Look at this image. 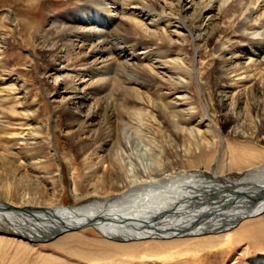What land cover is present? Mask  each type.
Returning a JSON list of instances; mask_svg holds the SVG:
<instances>
[{
	"label": "rangeland",
	"instance_id": "obj_1",
	"mask_svg": "<svg viewBox=\"0 0 264 264\" xmlns=\"http://www.w3.org/2000/svg\"><path fill=\"white\" fill-rule=\"evenodd\" d=\"M5 1L0 0V193L4 187H10L18 196L27 192V196L40 201L58 200L59 205L73 206V185L90 190L99 176L107 180L106 185L110 187V158L115 156L129 175L137 169L166 164L164 156L167 153L172 155L177 166L194 162L190 154L196 151V145L181 142L177 128L157 104L159 92L156 85L171 75L174 79L173 70L158 66L157 74L145 88L126 84V77L120 76L119 82L126 88L115 81L110 88L94 95V100L102 99V106L92 120L94 133L88 131L75 113H83L87 105L80 109L67 106L66 98L80 95L83 87L87 93L91 92L89 80L94 76L88 75L85 69H78V62L89 64L95 58L87 57L89 44L81 35L68 38L71 40L67 50L62 41L54 39L60 33L57 30L66 24L64 13L83 1L45 0L32 10L25 9L19 0L11 2L12 5L16 3L14 8L4 6ZM159 1L161 5L176 8L175 0ZM188 1L180 0L179 15L189 20L196 10ZM6 10H10L9 15L17 23L15 27L5 21ZM214 14L215 10L203 12L199 29H194L191 34L184 30L180 33L189 35L192 40L186 46L189 63L192 60L197 63L200 76L192 74L179 85L181 90H188L186 98L181 90L171 87L165 92L186 117L204 119L201 134L214 144L207 151L205 144L199 143L200 150L205 155L207 152L224 155L226 147L243 143L256 125L264 123V85L260 86L259 79L250 76V69L246 67L250 63L248 58L256 57L251 50L236 43L222 58H213L209 48H205L203 38L219 22L213 19ZM95 16L101 19L97 14ZM65 32H69L68 29ZM53 39L54 43H51ZM166 49L168 59L175 56V46H166ZM103 55L106 54L95 57L100 61ZM84 56L87 58L83 60ZM116 60L130 65L126 72L134 67L135 60L129 55L118 56ZM233 67L237 72L231 73ZM79 78L84 80L80 84ZM86 86L90 87L87 89ZM88 102L91 100L84 103ZM233 105L234 109L231 108ZM190 106L194 108L193 113H190ZM233 114L236 123L226 122L225 116ZM105 121L106 126L100 127ZM236 130H242L246 138L234 133ZM25 133L32 135L37 143L21 145L20 135ZM249 144L264 149V140ZM99 160L106 168L99 165ZM38 163L43 169L37 168ZM258 216L245 219L246 227L241 226L244 220L234 223L209 219L203 221L202 226L193 227L200 230L191 232L192 228L176 237L150 239L151 244L131 242L133 240L112 241L92 229L88 238L83 236L60 245L27 247L14 241H2L0 264L264 263V231L251 224ZM178 220H182V216ZM208 229L217 230L207 232ZM240 235L248 239H238Z\"/></svg>",
	"mask_w": 264,
	"mask_h": 264
},
{
	"label": "bare ground",
	"instance_id": "obj_2",
	"mask_svg": "<svg viewBox=\"0 0 264 264\" xmlns=\"http://www.w3.org/2000/svg\"><path fill=\"white\" fill-rule=\"evenodd\" d=\"M12 1L15 2L6 0L4 6L14 8L16 3L12 5ZM19 1L25 9L32 10L45 0ZM78 1L83 2L64 13L66 24L57 30L60 33L54 39L62 41L67 50L71 40L68 38L81 35L84 42L89 44L87 57L95 59L89 64L78 62V69H85L94 78L89 80L91 92L87 93L84 87L80 88V95L67 96V106L80 109L82 105H87L86 111L75 113L80 117V123L93 132L95 128L92 120L102 106V99H93L95 94L110 88L112 82L115 84L116 81L121 85L118 78L123 75L126 77V84L146 87L157 74L156 68L162 65L164 69L173 70L175 78L172 79L171 75L168 80L156 85L159 92L157 104L177 128L181 142L196 145V151L190 154L194 162L177 166L172 155L167 153L164 156L166 164L137 169L133 175H129L115 156L110 158V187L106 185L107 180L99 176L93 181L90 190L73 185V206L59 205L58 200L40 201L27 196V192L18 196L14 188L4 187L0 193L4 200L0 202V242L14 241L13 243L27 247L60 245L66 241H77L83 236L88 238L92 229L112 241L133 240L131 242L151 244L150 239L185 234L186 230L200 227L203 221L209 219L217 218L226 222L235 221L234 223L244 220L241 226L246 227L245 219L258 215L251 224L263 232L264 149L249 143L264 140V123L256 125V129L246 135L248 138L243 136L245 133L242 130H236L234 133L246 139L243 143L226 147L225 156L213 152L205 155L198 144H205L208 151L214 143L201 134L200 127L204 119L186 117L165 91L168 87L181 90L182 86L179 85L184 84L192 74L200 76L197 63L194 60L189 63L186 46L192 40L189 35L180 33L184 30L191 34L194 29H199L202 13L207 10H215L216 14L212 17L219 20L216 27L203 38V45L209 48L210 55L220 58L236 43L251 50L256 57L248 58L250 63H246V67L250 69V76L259 79L260 86L264 85V0H189L190 7L196 10L189 20L179 15L180 0H175L176 8L161 5L159 0ZM186 7L183 6V11ZM6 11L5 21L15 27L17 23L9 15L10 10ZM66 29L69 32L66 33ZM82 34L87 36L83 37ZM54 39L50 42L54 43ZM94 40H97L96 43ZM166 46L176 47L174 57L168 59ZM127 51L129 54H126ZM103 53L106 55L98 61ZM122 55H129L135 60L130 72H126L130 65L116 60ZM87 57L84 56L83 60ZM231 69V73L237 70L235 67ZM83 81L79 80V84ZM121 86L126 88L125 85ZM186 90H181L185 98ZM86 100L91 102L85 104ZM256 106L254 108L257 111ZM231 108L234 109V105ZM193 110L190 106V113ZM235 117L233 114L224 119L226 122L236 123ZM106 124L105 121L100 127H105ZM20 136L21 145L37 143L30 134ZM99 163L102 168H106L104 162L99 160ZM37 168L43 169V165L38 163ZM180 216L182 220H178ZM197 230L200 229L193 228L191 232ZM216 230L208 229L207 232ZM238 239L248 238L240 235ZM251 264L264 263L254 261Z\"/></svg>",
	"mask_w": 264,
	"mask_h": 264
}]
</instances>
